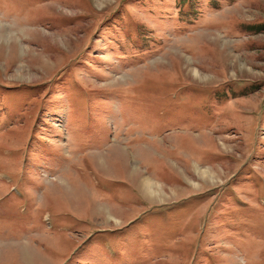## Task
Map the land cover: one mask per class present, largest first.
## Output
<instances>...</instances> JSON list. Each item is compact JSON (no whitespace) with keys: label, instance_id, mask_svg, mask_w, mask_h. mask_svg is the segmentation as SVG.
<instances>
[{"label":"rangeland","instance_id":"1","mask_svg":"<svg viewBox=\"0 0 264 264\" xmlns=\"http://www.w3.org/2000/svg\"><path fill=\"white\" fill-rule=\"evenodd\" d=\"M0 264H264V0H0Z\"/></svg>","mask_w":264,"mask_h":264},{"label":"bare ground","instance_id":"2","mask_svg":"<svg viewBox=\"0 0 264 264\" xmlns=\"http://www.w3.org/2000/svg\"><path fill=\"white\" fill-rule=\"evenodd\" d=\"M141 184L143 185V187L145 188V189H147V190H150L151 192H155V193H157L158 192V185L154 182V181H152V180H150L149 178H144L142 181H141Z\"/></svg>","mask_w":264,"mask_h":264}]
</instances>
